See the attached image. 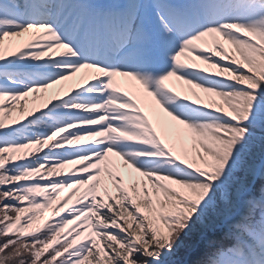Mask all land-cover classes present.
Listing matches in <instances>:
<instances>
[{
  "label": "snow or ice",
  "instance_id": "6c2138e0",
  "mask_svg": "<svg viewBox=\"0 0 264 264\" xmlns=\"http://www.w3.org/2000/svg\"><path fill=\"white\" fill-rule=\"evenodd\" d=\"M0 264H264V0H0Z\"/></svg>",
  "mask_w": 264,
  "mask_h": 264
}]
</instances>
